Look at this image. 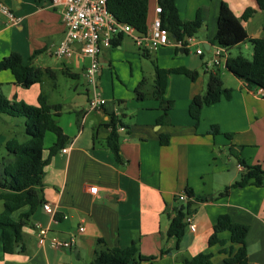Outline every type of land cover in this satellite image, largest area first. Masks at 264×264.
Segmentation results:
<instances>
[{"label": "crops", "instance_id": "1", "mask_svg": "<svg viewBox=\"0 0 264 264\" xmlns=\"http://www.w3.org/2000/svg\"><path fill=\"white\" fill-rule=\"evenodd\" d=\"M223 3L249 39L264 38V11L255 0H175L183 22L193 21L198 14L203 21L192 37L193 45L185 51L170 37L167 46L144 53L130 38L123 37L98 57V91L105 104L91 111V95L85 86L80 89L76 83L69 85L68 99L56 95L61 78L84 81L88 64L87 58L55 54L64 36L62 11L52 8L50 0H0L20 19L13 26L0 12V60L16 52L24 63L55 73L54 78L43 77L41 83L24 89L14 83L9 71H2L0 94L11 101L16 98L37 105L45 87L48 103L61 106L56 123L65 136L63 148L44 167L39 189L42 203L22 229L20 249L13 255L0 253V264H90L93 252L125 249L131 244L142 256H158L153 264H183L184 259L199 253L211 254L212 264H225L224 260L237 250L229 241V233L219 235L223 245L207 244L222 215L247 227L248 263L264 264L263 188L235 187L224 198L196 201L199 196L215 198L225 187L238 182L240 160L264 169V90L249 89L225 65L206 67L217 47V20ZM157 6V0H148V26L156 17ZM247 10L252 14L242 20ZM248 45L242 43L227 51V58L242 56L243 50H250ZM197 49L203 53L198 55ZM154 65L164 70L185 68L197 74L193 81L182 74L168 76L164 99L173 106L164 123L157 122L162 112L151 96ZM210 72L217 73L223 87L232 91L231 98L204 107L194 127L188 107L194 97L203 94ZM141 82L138 92L145 97L138 101L135 91ZM111 116L122 123V130H117L120 161L105 145ZM2 123L14 126L8 117ZM212 125L218 126L221 134L209 135ZM224 134L231 136L228 139ZM161 136L168 137L167 145L160 144ZM55 141L52 133L45 134L43 159ZM63 149L67 152L62 153ZM92 186L105 189L92 194ZM186 189L193 193L190 202L195 231L186 227L177 247L166 232L174 209L184 204L177 196ZM43 203L52 207V214L43 211ZM37 227L46 231L42 244L37 240ZM60 240H70L71 248L57 247L55 243Z\"/></svg>", "mask_w": 264, "mask_h": 264}, {"label": "trees", "instance_id": "2", "mask_svg": "<svg viewBox=\"0 0 264 264\" xmlns=\"http://www.w3.org/2000/svg\"><path fill=\"white\" fill-rule=\"evenodd\" d=\"M161 7L162 26L168 31L169 36L175 41H181L185 37L192 38L203 26L199 14L191 22H183L178 15L175 0H157ZM259 10L264 11V0H255ZM147 4L148 0H107L108 11L119 22L133 27L139 32H145L147 25ZM252 14L247 10L243 14L245 20ZM124 36H119L113 47L121 41ZM217 46L229 51L242 43H250L252 47V58L247 60L242 56L228 57L225 61V68L238 80L243 81L249 89L260 88L264 90V38L249 39L239 20L231 10L223 3L220 7L215 35ZM147 50H144V53ZM186 51V48H185ZM38 54L35 52L34 55ZM33 55V56H34ZM32 57L30 58V60ZM9 71L14 83L24 89L41 83L43 77L54 78L55 73L50 69H40L24 63L19 53L13 52L0 60V72ZM171 74H182L190 80H195L197 74L185 68L180 69H159L154 65V81L152 97L159 102L162 115L157 120L164 123L167 120L168 112L173 104L164 99L168 76ZM143 86L139 83L136 88V99H144V95L138 90ZM232 91L223 87L222 81L217 73H207L206 85L203 94L194 97L188 107V114L197 127L201 112L204 107L212 106L222 99L229 100ZM60 105H51L44 94H40L37 105H29L16 98L8 100L0 94V121L2 115L14 121L15 117L24 118V132L26 140L20 142L12 138L5 142L4 148L7 153L0 162V201L3 204V211L0 213V253L13 255L15 249L22 241V229L30 220L35 208L42 201L40 198V186L44 173V167L49 159L61 150L65 143V136L56 123V117L60 114ZM122 123L119 118L111 116L107 128L110 133L105 140V145L114 154L117 161H120L119 140L117 135L118 127ZM46 133H52L55 144L49 149L46 159L42 158L43 143ZM209 135L221 134L218 126L212 125L208 131ZM230 138V134H224ZM168 137L161 136L160 144L167 145ZM243 167L240 180L232 186L225 187L215 198L213 196H199L197 202H210L224 198L229 194L231 188L252 185L264 189V169L258 165H248L240 160ZM188 200L174 209V216L171 218L166 237L175 239L177 247L184 236L186 224L184 219L193 213L190 199L193 193L190 189L185 190ZM23 209L27 211L13 217L14 213ZM247 227L231 221L227 215L219 216L212 232L207 240L209 247L223 245L219 239L223 232L229 233V241L237 246L233 255H229L225 264H249L245 238ZM100 243V241H99ZM163 253L160 252V255ZM158 256H142L135 244L128 248H112L101 252H93V259L90 264H153ZM211 254L199 253L190 259H184L183 264H212Z\"/></svg>", "mask_w": 264, "mask_h": 264}, {"label": "built area", "instance_id": "3", "mask_svg": "<svg viewBox=\"0 0 264 264\" xmlns=\"http://www.w3.org/2000/svg\"><path fill=\"white\" fill-rule=\"evenodd\" d=\"M50 5L52 8L62 11V24L64 27L63 40L56 49V56L72 57L76 55L88 59L83 77L91 91V96L88 99V109L91 111L100 110L105 104V100L100 96L98 91V76L100 73L98 57L102 51L111 49L113 42L119 36L130 38L141 51H155L160 47L167 46L170 42L169 33L162 26L160 5L155 9L156 17L152 20L151 26H148L147 30L143 33L115 19L108 11L107 0H50ZM0 12L7 18L9 24L14 26L19 23L20 19L5 5L0 4ZM193 42V38L185 37L181 41H176V44L183 49H187L193 45ZM196 53L201 55L203 51L197 49ZM226 59L227 51L217 46L212 58L207 61L206 67L223 66ZM118 130L121 131L122 128L119 126ZM61 152L66 153L67 149H63ZM238 169L242 171L243 167L239 164ZM104 189V187L92 186L89 192L94 194ZM177 200L185 203L188 198L185 193H182L177 196ZM42 209L48 214L53 213V209L48 203H43ZM184 222L191 232L195 231L191 215H188L184 219ZM79 231L82 232L83 228H80ZM45 233L44 229L37 227V240L39 244L43 243ZM55 245L64 249H70L72 242L70 240H60Z\"/></svg>", "mask_w": 264, "mask_h": 264}, {"label": "rangeland", "instance_id": "4", "mask_svg": "<svg viewBox=\"0 0 264 264\" xmlns=\"http://www.w3.org/2000/svg\"><path fill=\"white\" fill-rule=\"evenodd\" d=\"M248 47H250V50H248V51L243 50L242 51V57L251 60V58H252L251 46L248 45ZM232 54L236 55L235 53H232ZM46 79H48V77H46ZM83 82H85V84H83ZM74 83H76L80 89H84L86 87L87 90L90 91V88L87 86L85 79L83 81L81 78H78L75 80H73L71 78H61L59 80V89L56 92L57 97L63 96V98L68 99L69 96L71 95V93H69V91H67V87L71 84H74ZM43 90H44L43 94L46 95L47 94V93H45L46 88L44 87ZM90 94H91V91H90ZM6 117L7 116H5V115L1 116L2 119L6 118ZM13 124H14V126L10 128L0 121V162H1V159L3 157H6V155H7L5 148H4V144L6 141H8L12 138H16L20 142H23L26 140V135L24 132V118L23 117H15Z\"/></svg>", "mask_w": 264, "mask_h": 264}, {"label": "water", "instance_id": "5", "mask_svg": "<svg viewBox=\"0 0 264 264\" xmlns=\"http://www.w3.org/2000/svg\"><path fill=\"white\" fill-rule=\"evenodd\" d=\"M20 249V247L18 246L17 248H16V250H19Z\"/></svg>", "mask_w": 264, "mask_h": 264}]
</instances>
